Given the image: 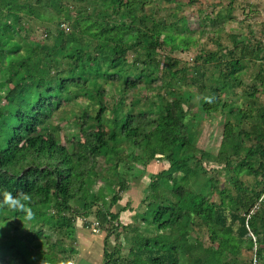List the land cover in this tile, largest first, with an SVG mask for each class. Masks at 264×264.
Returning a JSON list of instances; mask_svg holds the SVG:
<instances>
[{"label":"trees","instance_id":"1","mask_svg":"<svg viewBox=\"0 0 264 264\" xmlns=\"http://www.w3.org/2000/svg\"><path fill=\"white\" fill-rule=\"evenodd\" d=\"M235 3L0 0V40L27 45L0 44V202L31 197V219L0 207L24 220L0 264H72L77 199L104 264H264V19ZM38 29L45 52L29 47ZM149 156L171 165L122 223L110 208Z\"/></svg>","mask_w":264,"mask_h":264},{"label":"rangeland","instance_id":"2","mask_svg":"<svg viewBox=\"0 0 264 264\" xmlns=\"http://www.w3.org/2000/svg\"><path fill=\"white\" fill-rule=\"evenodd\" d=\"M235 1H236V3H235ZM233 2L236 4V7L234 8V11H233L234 16L242 17L245 15L246 12H249L252 14L257 13L256 15L260 19H264V0H233ZM254 3H259L260 6L258 9L252 7V5ZM186 11L190 15H192L193 7L186 8ZM58 28L60 30H65L66 32H71L74 37H76L77 34H80L77 30L74 29L73 21L68 19V17L66 15L63 16V21L59 25ZM39 31L40 30L38 29L34 33L35 36H33L34 38H36V40H35L36 41L35 42L36 47H34L32 45H30L29 47L32 50H37L39 52H45L46 50L44 49V46L46 43L47 36H46V33L43 29H41V31H43V32H41V34L39 36ZM0 44L6 45L4 51H6L7 54L18 51L19 49L24 50L27 47V45L18 46V43H16L15 41H12L9 37H5L4 40H0ZM172 50L174 51V55L176 57L182 58L188 62L191 61V57L194 55L193 52H188V51H186V52L181 51L180 52L179 50H175L173 47H172ZM193 50L194 51L197 50L196 46L193 47ZM158 51L164 55L174 56L171 53V49L168 45H161L159 47ZM4 63L8 64L9 60L4 59ZM35 66L38 67V64H36ZM14 68L18 72L20 71L19 66H15ZM21 76H23V75H21ZM6 77H9V76H6ZM18 77L19 76H16L15 79H17ZM50 80H53V79L50 78ZM46 81L48 82L49 85H51V82L48 79H46ZM4 89L6 91L8 89V87L5 86ZM261 99L264 100V95H262ZM186 106H187V104H184V107H186ZM76 110H78L77 112L82 111V109L80 108L79 105H76ZM189 114H191V113H189V112L186 113L185 117H187ZM185 117H184V119H185ZM219 153H223V152L220 151ZM206 154H208V152L205 153V156H206ZM168 155H169V153L167 152L164 155L156 154L155 156H164V158H168L167 157ZM170 165H171V161L169 163L167 161L160 162L158 159H155V158L150 157V156L147 157L146 164L138 165L137 168H138L140 174L136 178L135 185L134 186L131 185L129 189L124 191L122 193L119 201H117L115 204H113L110 208V211L117 215V218L120 222L124 223L130 219V214L132 213V211L129 210V204L130 203H131V205L135 206V205L139 204L141 202V200L144 199L145 196H147V194L149 193V190H147V186H148L150 180H153L152 175L157 173L161 169L162 170L167 169ZM177 166L182 167L183 165L179 164ZM104 168H105V164L102 163L101 169L103 170ZM111 170L114 171L115 169H111ZM177 170L178 171H182V170L184 171V169H182V168H178ZM177 188L178 187H174V190H176ZM103 194H104V192L98 193L99 196H101ZM172 194H175V193H172ZM180 194L181 193L175 194L176 198H179ZM200 198L201 197L198 196L197 200L199 201ZM72 203H73V201L71 202V204ZM84 203H85V201H81L80 199H77L74 202V204L80 210L79 214H77L79 217L77 218V220L74 219V220H76L77 234L80 232L84 233L86 231V230H84L85 226H83L84 225L83 221H89V223H90L91 221L94 220V217L90 213L89 210H81ZM148 214H151V212H149ZM23 222H24L23 217H17V219L14 220L6 212L0 211V255H8L11 257V256L16 255L18 253V250H19L18 247L21 245V243L24 239H21L18 237V235H16L15 225H17V227L21 231ZM89 227H93V229H94V227H96V225H95V223H91L89 225ZM95 229H97V227ZM30 230H32V229H30ZM93 231L98 232L99 230L97 229V230H93ZM102 233H103V239H104L106 236V233L103 231L99 232V234H102ZM119 239L122 241L123 240L122 236H120ZM28 242L30 243L31 240H29ZM114 242H115L114 235H112L110 237V243L113 244ZM180 257H182V254L180 255ZM27 259H29V258H27ZM20 260H22V259H20ZM74 260H75V258L73 259V262H74ZM16 263L19 264V257L16 259Z\"/></svg>","mask_w":264,"mask_h":264},{"label":"crops","instance_id":"3","mask_svg":"<svg viewBox=\"0 0 264 264\" xmlns=\"http://www.w3.org/2000/svg\"><path fill=\"white\" fill-rule=\"evenodd\" d=\"M135 183L136 181L134 180L132 185L134 186ZM89 225H83L86 231L78 234L76 226L78 249L76 250L75 260L72 264H104L103 233L99 234L100 231L94 232L93 227H89Z\"/></svg>","mask_w":264,"mask_h":264},{"label":"clouds","instance_id":"4","mask_svg":"<svg viewBox=\"0 0 264 264\" xmlns=\"http://www.w3.org/2000/svg\"><path fill=\"white\" fill-rule=\"evenodd\" d=\"M31 197L23 192L13 197L10 192L4 193V199L0 202V207H8L11 210H19L26 213V219H31L30 209L27 207V203L30 202ZM71 264V262H69Z\"/></svg>","mask_w":264,"mask_h":264},{"label":"built area","instance_id":"5","mask_svg":"<svg viewBox=\"0 0 264 264\" xmlns=\"http://www.w3.org/2000/svg\"><path fill=\"white\" fill-rule=\"evenodd\" d=\"M62 23V22H61ZM96 227H94V229L93 230H97V229H95Z\"/></svg>","mask_w":264,"mask_h":264}]
</instances>
